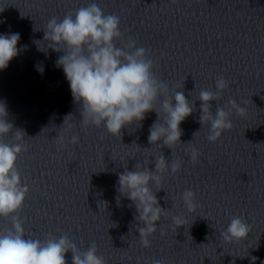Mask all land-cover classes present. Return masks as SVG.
Here are the masks:
<instances>
[{
	"label": "water",
	"instance_id": "95a60500",
	"mask_svg": "<svg viewBox=\"0 0 264 264\" xmlns=\"http://www.w3.org/2000/svg\"><path fill=\"white\" fill-rule=\"evenodd\" d=\"M91 3L120 18L118 47L134 40L153 60L169 96L183 91L194 102V111L180 125L181 143L172 149L162 141L148 142L155 112L147 113L139 126L123 128L119 137L103 127L81 126L80 106L56 66L63 53L47 48L44 29L51 18L62 20ZM9 33L20 35L19 54L0 70V102L13 131L24 133L27 150L16 167L29 188L18 213L26 238L65 235L80 252L95 242L97 255L106 258L218 237L233 217L244 218L251 231L264 229V0H0V34ZM220 76L229 87L211 101L213 114L218 107L228 111L232 99L246 114L240 117L232 110L233 128L211 143L210 125L200 123L199 93H215ZM69 115L65 128L74 125L69 139L77 135L79 143L66 140L58 146L55 138ZM4 139L15 142L11 134ZM192 147L200 153L195 163ZM161 155L169 171L161 186L150 187L169 213L157 222L151 246L145 248L138 231L143 225L132 201L119 193L118 177L137 163L154 170ZM176 159L182 167L172 174ZM189 189L198 204L193 213L182 200ZM180 214L186 223L176 228L172 217ZM6 228L11 218L0 217V231ZM65 259L72 264V253Z\"/></svg>",
	"mask_w": 264,
	"mask_h": 264
},
{
	"label": "clouds",
	"instance_id": "9594fccd",
	"mask_svg": "<svg viewBox=\"0 0 264 264\" xmlns=\"http://www.w3.org/2000/svg\"><path fill=\"white\" fill-rule=\"evenodd\" d=\"M170 2L175 4L177 0ZM119 25L117 15H105L96 3H91L74 14L67 13L62 20L51 18L44 29V41L48 42L47 48L63 53L56 66L63 69L73 100L80 106L82 127H103L109 135L119 137L123 128L132 124L139 126L147 113L155 112L157 121L149 129L148 142L156 145L162 141L163 146L172 149L181 143L180 125L194 111V102H190L183 91L169 96V89L156 77L154 62L148 58L145 48L136 47L134 40L121 47L116 45L115 42L122 39ZM19 41V33L0 34V70L6 69L19 54ZM37 70L43 72L40 66ZM228 87L229 82L220 76L216 80L215 93L209 90L199 93L200 123L210 125L207 140L211 143L233 128L232 110L240 117L246 114V108L238 105L235 99L228 101V111L218 107L213 114L211 101L220 99V94ZM7 116L6 105L0 102V217L11 218V228L0 231V264H67L65 254L68 252L72 253V264H106L104 257L97 255L95 242L80 252L65 235L58 238L50 235L43 241L25 237L18 213L29 188L22 182L16 162L27 149L22 143L24 133L19 129L13 131ZM70 116L65 118L62 131L55 138L58 146H64L66 140L72 145L79 143L77 135L69 139L74 125L68 124L65 128ZM9 134L15 142L4 139ZM199 156L198 149L192 147L191 161L197 162ZM181 167L182 161L176 159L170 165V172L175 174ZM168 171L169 162L161 155L155 161L154 170L137 163L133 170L125 167L118 177L119 193L132 201L138 213L136 219L143 225L138 231L145 248L151 246L149 237L157 232V222L169 213L160 207L150 185L161 186ZM195 196L190 189L182 194L188 213L195 212L198 207ZM172 221L178 228L185 225L186 218L182 214L174 215ZM250 233L251 225L244 218L233 217L220 236L224 243H234L245 241ZM152 264L161 262L153 260Z\"/></svg>",
	"mask_w": 264,
	"mask_h": 264
}]
</instances>
